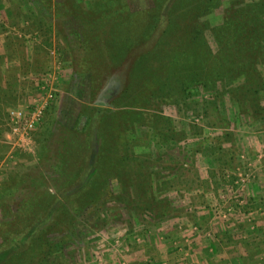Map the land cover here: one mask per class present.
<instances>
[{
  "label": "rangeland",
  "instance_id": "1",
  "mask_svg": "<svg viewBox=\"0 0 264 264\" xmlns=\"http://www.w3.org/2000/svg\"><path fill=\"white\" fill-rule=\"evenodd\" d=\"M213 1L211 26L245 9L242 51L264 75L262 0ZM168 2L0 0V253L49 217L48 261L7 264H264V91L240 93L241 108L228 92L164 89L150 107L146 60H133L146 11ZM173 2L186 24L162 21L156 62L170 85L192 67L202 0ZM220 33L223 51L203 36L214 71L230 56Z\"/></svg>",
  "mask_w": 264,
  "mask_h": 264
},
{
  "label": "trees",
  "instance_id": "2",
  "mask_svg": "<svg viewBox=\"0 0 264 264\" xmlns=\"http://www.w3.org/2000/svg\"><path fill=\"white\" fill-rule=\"evenodd\" d=\"M257 1L258 0L253 2L256 3ZM169 2L166 5L164 4L165 7L164 5L163 7L155 6V8L146 11L147 15L145 16L143 25L141 27L143 34L141 39L147 44L148 50L142 55V57L135 58L133 60V62H136L137 64L146 60V75L148 76V83L152 85L151 88H153V91H150V94L147 96L150 107L156 108L158 107L159 103L164 100L161 97V92H163L164 89H167L170 92H173L174 90H176V92H179L180 90L187 89L189 91L195 87H202L205 89V91L212 92L213 94L216 93V96L214 98L216 99L215 103H217V97L222 96L224 93L228 92L231 95L235 94L232 100L241 108H243L246 99H241L240 93L244 92L246 96L248 94L254 96L259 94L261 91H264V75H261V70L257 68L256 64H254L258 62L256 51H242L245 48L241 46L244 42L243 35L246 31L245 19H248L249 16L246 17V13H242V11H244L245 9H240L241 13L239 17L236 18L237 20L235 19V21H228L226 19L232 18V15H229V13L233 10L236 11V9L237 11H239V8L226 9L227 11L226 16L224 17V22L216 26H211L207 21L203 20V15L206 12L214 9L215 1L213 0H202V2L195 8L197 14H194V16L196 18L190 21L191 25L188 24V35H190L191 29L192 33L195 34L194 39H196L192 43L191 47L190 53L192 54V67L189 70L187 78L185 79V81L176 79L177 83H172V85L166 84L167 82L163 81V78L167 77L161 74V65L159 64L160 62L158 63V65L156 64L157 60H159L157 59V53L162 49L163 45V43H161L162 36L163 34H165V30H163L162 28V21L164 27L170 25L171 28L177 27L178 29H181L186 24V22L183 21L184 18L182 17H186L185 15L187 14L186 6L182 5L183 2L179 4H174L173 2L172 5H170ZM261 2V10L259 12L260 15L264 13V0H262ZM156 10H160L161 13H159L158 15L156 12L153 13ZM174 14H177L176 19L180 17L182 22L185 23L183 25L178 23V21L173 17ZM139 26L137 27V30H139ZM208 29H211L213 35L216 36L214 38L217 44H219L218 48L221 51H223L224 48L222 42L225 38L221 36L220 32L224 31L225 34L228 35V43H226L225 46L228 47L227 51L230 52V56L228 62L225 64H221L222 68L216 71H214V64L210 63L217 62L218 60L216 61V59L212 56L211 49L208 47V42H206L203 37L206 33V30ZM235 39L238 41L241 40L240 45L236 42L231 43ZM233 48H237V50L235 51ZM244 55L248 56L250 63L247 60L243 61ZM242 75L246 76L247 81H243L242 84L235 85V80ZM253 76L256 78L253 79L252 82H250L251 77ZM218 79H228V83L221 82V85L219 87ZM228 85H230V87L232 88L228 87ZM158 86H160V88L157 90ZM111 91L106 94L111 96ZM42 218L38 219L36 226L31 227L28 232H26V234L18 235L16 239L6 245L4 250L0 253V263L7 264L10 261H13L11 258L12 256H19L22 253L28 254L29 252H32V258H39L43 263L45 261H48V258H46L48 255L42 254L44 251L47 252V248L49 245V243H44L45 237L43 238L42 231L45 227L43 223L47 222L49 217L47 218V216H45L43 219ZM20 260L18 261L20 262ZM21 262L25 261L22 260Z\"/></svg>",
  "mask_w": 264,
  "mask_h": 264
}]
</instances>
